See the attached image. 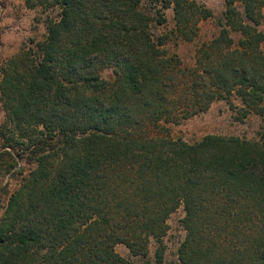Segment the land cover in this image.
<instances>
[{
  "label": "trees",
  "instance_id": "obj_1",
  "mask_svg": "<svg viewBox=\"0 0 264 264\" xmlns=\"http://www.w3.org/2000/svg\"><path fill=\"white\" fill-rule=\"evenodd\" d=\"M225 3L187 68L167 45L213 17L194 0H26L46 35L1 69L0 264H136L118 245L164 264L180 208L181 264H264V0ZM182 95L199 112L235 95L258 138H174Z\"/></svg>",
  "mask_w": 264,
  "mask_h": 264
},
{
  "label": "rangeland",
  "instance_id": "obj_2",
  "mask_svg": "<svg viewBox=\"0 0 264 264\" xmlns=\"http://www.w3.org/2000/svg\"><path fill=\"white\" fill-rule=\"evenodd\" d=\"M199 5L209 9L213 17L200 22L199 35L193 42H183L173 38L167 45L170 54H177L182 61V67L192 68L195 66L196 53L204 44L208 43L220 34V21L223 19L226 3L225 0H194ZM167 24L158 28V33L163 34L174 28L173 9L165 11ZM264 14V9H263ZM45 16L40 15L36 10H31L26 5V0H0V74L5 61L17 55L22 46H28L32 41H39L46 35ZM264 33V19L259 27ZM238 42V36L231 34ZM264 47V44H263ZM184 88L192 86L193 82L189 70L184 69L182 74ZM104 76L109 78L111 71H105ZM180 83V74H179ZM2 76L0 75V83ZM190 80V83L188 81ZM1 97V96H0ZM183 100L179 101V111L174 120V124L168 126L174 138H181L188 143L200 141L207 135H218L226 137H240L248 140H256L261 131L262 120L255 116H243L241 108L242 102L235 95L229 100L214 101L207 107L206 111L199 112V107H195L192 100H188L186 95H182ZM189 108V109H187ZM4 119L0 99V123ZM20 178H6L4 185H8L10 192L20 185ZM184 218L183 208L175 212L168 221L169 229L164 238L166 245V257L164 264H181L178 259V249L185 239L186 233L182 226ZM157 244L152 240L149 247V260H154ZM118 254L129 260L131 263L141 264L140 260L132 258L130 252L124 245L116 247Z\"/></svg>",
  "mask_w": 264,
  "mask_h": 264
}]
</instances>
